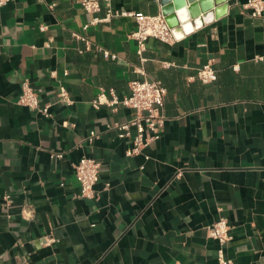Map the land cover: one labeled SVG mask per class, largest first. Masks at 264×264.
<instances>
[{
	"label": "crops",
	"instance_id": "crops-1",
	"mask_svg": "<svg viewBox=\"0 0 264 264\" xmlns=\"http://www.w3.org/2000/svg\"><path fill=\"white\" fill-rule=\"evenodd\" d=\"M81 2L0 6V264H219L208 227L223 218L230 264H264V63L254 60L264 16L237 0L173 44L149 39L139 56L134 18L85 30L108 6L90 14ZM109 4L162 14L159 0ZM209 61L217 80L205 84L196 75ZM146 79L167 90L165 128L130 156L131 140L114 126L135 111L92 102L101 91L130 96V83ZM25 80L49 117L19 103ZM83 157L101 164L91 199L80 197L74 170Z\"/></svg>",
	"mask_w": 264,
	"mask_h": 264
},
{
	"label": "built area",
	"instance_id": "built-area-1",
	"mask_svg": "<svg viewBox=\"0 0 264 264\" xmlns=\"http://www.w3.org/2000/svg\"><path fill=\"white\" fill-rule=\"evenodd\" d=\"M11 0H0V6L7 5ZM110 0H82V6L87 13H96L101 10V3L105 2L108 6L107 15L104 19L93 18L84 26L87 30L89 27L109 22L114 17H130L137 22V28L131 37L137 43V54L142 56L146 50V45L149 39H158L164 43L173 44L182 39L177 38L174 34V29L169 25L163 14L143 15L135 12H113ZM53 7V6H51ZM245 9L251 11L254 18L264 16V0H248L244 6ZM73 36L81 41L90 44L87 37L74 33ZM97 50L102 52L105 58H115L116 56L109 50L97 46ZM83 53V51H80ZM144 61V59H142ZM256 62L264 63V53L255 56ZM196 78L201 82L208 84L217 80V72L213 67V63L209 61L199 68ZM22 92L19 97V103L29 107L45 117H49V108L41 107L40 91L31 87L28 80L22 83ZM130 96L120 98L113 90L110 92V97L105 91H101L92 105L95 109H99L102 105L111 107L113 110H118L119 107H126L135 111L136 116L125 124H116L114 127L119 130L120 136L131 140L133 147L128 151V155L141 154L153 142L159 140L163 133L166 123V115L164 112L165 98L167 95L166 88L155 80H134L130 83ZM59 98L66 104H71V97L65 86L59 88ZM97 137L96 132H91L89 138L93 142ZM53 158L62 159L63 153L53 154ZM75 175L81 185L80 197L94 198L95 186L99 181L101 164L100 162L83 157L74 166ZM208 234L216 240L220 246L218 250L219 264H230L225 255V246L231 241L230 226L226 219H220L213 225L208 227Z\"/></svg>",
	"mask_w": 264,
	"mask_h": 264
},
{
	"label": "water",
	"instance_id": "water-1",
	"mask_svg": "<svg viewBox=\"0 0 264 264\" xmlns=\"http://www.w3.org/2000/svg\"><path fill=\"white\" fill-rule=\"evenodd\" d=\"M161 12L167 22L173 27L175 36L184 37L186 25H202L208 20L219 19L225 15L230 6L237 4V0H159ZM224 5L223 8L217 7ZM177 30L181 34H177ZM191 30V31H192Z\"/></svg>",
	"mask_w": 264,
	"mask_h": 264
},
{
	"label": "bare ground",
	"instance_id": "bare-ground-1",
	"mask_svg": "<svg viewBox=\"0 0 264 264\" xmlns=\"http://www.w3.org/2000/svg\"><path fill=\"white\" fill-rule=\"evenodd\" d=\"M192 28H193V27H192L191 25H186V27H185V31H188V32H189V31L192 30ZM177 34H181L180 31L177 30Z\"/></svg>",
	"mask_w": 264,
	"mask_h": 264
}]
</instances>
